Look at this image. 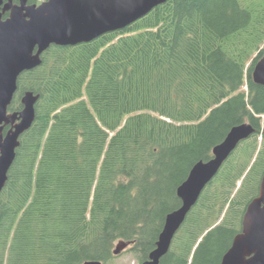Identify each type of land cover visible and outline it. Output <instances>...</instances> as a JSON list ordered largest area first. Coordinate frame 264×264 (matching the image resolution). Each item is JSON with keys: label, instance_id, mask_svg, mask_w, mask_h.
Returning a JSON list of instances; mask_svg holds the SVG:
<instances>
[{"label": "trees", "instance_id": "16d2710c", "mask_svg": "<svg viewBox=\"0 0 264 264\" xmlns=\"http://www.w3.org/2000/svg\"><path fill=\"white\" fill-rule=\"evenodd\" d=\"M263 56L264 0H169L124 30L51 46L9 107L40 96L0 193V264H109L122 241L143 264L193 167L249 122L161 260L221 264L264 175Z\"/></svg>", "mask_w": 264, "mask_h": 264}, {"label": "water", "instance_id": "95a60500", "mask_svg": "<svg viewBox=\"0 0 264 264\" xmlns=\"http://www.w3.org/2000/svg\"><path fill=\"white\" fill-rule=\"evenodd\" d=\"M15 1L0 0V193L16 160L20 139L36 119L40 99L33 92H25L21 97L22 110L9 113L19 77L41 66L42 56L51 46H76L124 30L169 0H47L40 4ZM6 13L9 16L4 18ZM252 75L256 84L264 86V56ZM254 133L249 122L233 127L213 149V158L193 167L177 191L182 206L167 216L157 247L143 264L161 263L206 187L240 144ZM130 245L119 242L113 255H120ZM84 264L104 263L92 260ZM221 264H264V175L259 196L248 205L242 230Z\"/></svg>", "mask_w": 264, "mask_h": 264}, {"label": "rangeland", "instance_id": "374dc122", "mask_svg": "<svg viewBox=\"0 0 264 264\" xmlns=\"http://www.w3.org/2000/svg\"><path fill=\"white\" fill-rule=\"evenodd\" d=\"M109 264H140V262L136 255L126 250L113 259Z\"/></svg>", "mask_w": 264, "mask_h": 264}, {"label": "flooded vegetation", "instance_id": "af4514ba", "mask_svg": "<svg viewBox=\"0 0 264 264\" xmlns=\"http://www.w3.org/2000/svg\"><path fill=\"white\" fill-rule=\"evenodd\" d=\"M161 264V263H160Z\"/></svg>", "mask_w": 264, "mask_h": 264}]
</instances>
